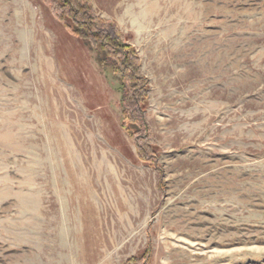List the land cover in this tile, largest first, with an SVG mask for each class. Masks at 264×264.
I'll return each instance as SVG.
<instances>
[{"label": "rangeland", "instance_id": "374dc122", "mask_svg": "<svg viewBox=\"0 0 264 264\" xmlns=\"http://www.w3.org/2000/svg\"><path fill=\"white\" fill-rule=\"evenodd\" d=\"M77 1L136 74L0 0V264H264V0Z\"/></svg>", "mask_w": 264, "mask_h": 264}, {"label": "trees", "instance_id": "16d2710c", "mask_svg": "<svg viewBox=\"0 0 264 264\" xmlns=\"http://www.w3.org/2000/svg\"><path fill=\"white\" fill-rule=\"evenodd\" d=\"M71 5L73 8H69L72 10V13H76L79 16L78 20L81 23V27L83 29H95L101 37V43L99 44L101 49L99 63L103 65L105 69H111L112 71L121 72L122 66L124 67V73L121 72V74H123V78L127 80L126 91H129L131 87L130 78L133 77V74H136L134 73L136 66L134 56L128 57L120 49V46H122V39H119L115 34L116 31L111 23L105 26L100 21L97 22L95 17L92 16L91 10L83 3H80V1L71 0ZM98 28L102 30L105 28V30L101 33L98 31ZM134 83L138 85V80ZM127 99V101L124 99V107L129 110L134 106L135 100L131 96Z\"/></svg>", "mask_w": 264, "mask_h": 264}]
</instances>
